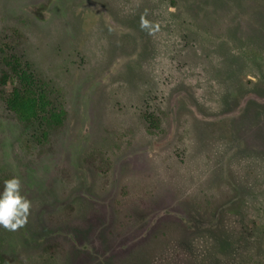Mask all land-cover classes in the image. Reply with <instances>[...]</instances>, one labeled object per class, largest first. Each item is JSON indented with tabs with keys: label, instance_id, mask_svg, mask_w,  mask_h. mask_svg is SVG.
Returning <instances> with one entry per match:
<instances>
[{
	"label": "rangeland",
	"instance_id": "374dc122",
	"mask_svg": "<svg viewBox=\"0 0 264 264\" xmlns=\"http://www.w3.org/2000/svg\"><path fill=\"white\" fill-rule=\"evenodd\" d=\"M0 48L66 112L41 141L2 88L0 264H264V0H0Z\"/></svg>",
	"mask_w": 264,
	"mask_h": 264
},
{
	"label": "trees",
	"instance_id": "16d2710c",
	"mask_svg": "<svg viewBox=\"0 0 264 264\" xmlns=\"http://www.w3.org/2000/svg\"><path fill=\"white\" fill-rule=\"evenodd\" d=\"M0 64V95L2 88L5 90L3 105L20 122L24 131L39 137V140L46 139L63 124L65 110L53 102L46 82L38 79L19 56L5 53L0 48Z\"/></svg>",
	"mask_w": 264,
	"mask_h": 264
},
{
	"label": "clouds",
	"instance_id": "9594fccd",
	"mask_svg": "<svg viewBox=\"0 0 264 264\" xmlns=\"http://www.w3.org/2000/svg\"><path fill=\"white\" fill-rule=\"evenodd\" d=\"M168 11L175 10L169 8ZM140 27L149 31L158 29V25H152L144 16H141ZM30 207V201L21 194L19 178L12 176L3 180L0 187V227L10 231L23 228L27 223Z\"/></svg>",
	"mask_w": 264,
	"mask_h": 264
}]
</instances>
